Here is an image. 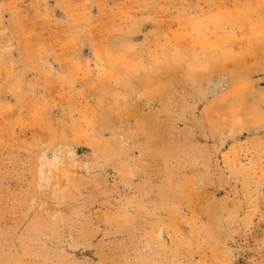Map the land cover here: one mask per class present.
<instances>
[{"label": "rangeland", "instance_id": "obj_1", "mask_svg": "<svg viewBox=\"0 0 264 264\" xmlns=\"http://www.w3.org/2000/svg\"><path fill=\"white\" fill-rule=\"evenodd\" d=\"M0 264H264V0H0Z\"/></svg>", "mask_w": 264, "mask_h": 264}, {"label": "bare ground", "instance_id": "obj_2", "mask_svg": "<svg viewBox=\"0 0 264 264\" xmlns=\"http://www.w3.org/2000/svg\"><path fill=\"white\" fill-rule=\"evenodd\" d=\"M42 165L40 168L41 175V186L46 189L49 187L54 188V193L56 194V187L58 186L59 177L61 175H67V172H62L59 170L58 165L61 163L58 156H54L52 159L47 157H42ZM55 168V170L52 169ZM66 178V177H65Z\"/></svg>", "mask_w": 264, "mask_h": 264}]
</instances>
